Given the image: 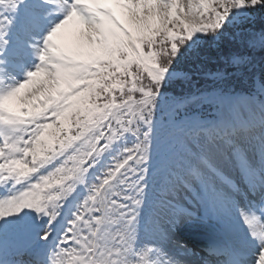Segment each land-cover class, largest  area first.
Wrapping results in <instances>:
<instances>
[{
  "label": "snow or ice",
  "instance_id": "6c2138e0",
  "mask_svg": "<svg viewBox=\"0 0 264 264\" xmlns=\"http://www.w3.org/2000/svg\"><path fill=\"white\" fill-rule=\"evenodd\" d=\"M257 14L264 0H0V238L30 237L29 264H264V74L232 86L264 50ZM197 74L211 86L168 95Z\"/></svg>",
  "mask_w": 264,
  "mask_h": 264
},
{
  "label": "trees",
  "instance_id": "16d2710c",
  "mask_svg": "<svg viewBox=\"0 0 264 264\" xmlns=\"http://www.w3.org/2000/svg\"><path fill=\"white\" fill-rule=\"evenodd\" d=\"M261 21L264 22V15L257 14L251 19L250 22L246 24V27L250 30L259 31L260 29L264 28L259 26ZM235 50H239L242 52L244 51L243 49H235ZM258 50H255L250 53H246L251 59L252 63L251 65H249L247 69V74L243 77L242 80L237 78L232 81V86L237 88L238 90L248 85L253 77L259 79V77L262 74H264V50H259V51ZM211 55L213 56V58L209 63H207L206 65L207 70H214L218 66V61L215 59L214 54ZM256 62H258V64L255 65ZM210 84L211 82L207 78L197 74L192 77L190 83L181 82L176 84L173 88L169 90L168 95L181 96L189 92H193V93L196 91L199 92L200 90L209 88ZM182 111L184 112L183 108L180 109V112ZM207 111L208 110L204 112L207 113ZM178 114H176V118H179Z\"/></svg>",
  "mask_w": 264,
  "mask_h": 264
},
{
  "label": "bare ground",
  "instance_id": "6f19581e",
  "mask_svg": "<svg viewBox=\"0 0 264 264\" xmlns=\"http://www.w3.org/2000/svg\"><path fill=\"white\" fill-rule=\"evenodd\" d=\"M178 130H179V126H178V128H177ZM179 234L180 235H184V238H186V237H190V236H192V235H195L196 237H205L203 234H201V233H198V232H195V231H192L191 229H186V228H184V227H181V229H179ZM13 236L15 237V239H16V242H17V249H18V251L20 250V249H23L22 247H24V246H28L29 248H28V250H30V249H35V248H33L32 247V244L30 243V244H28L27 242H25L24 241V239H23V235L22 234H13ZM6 238V237H5ZM5 238H0V244L1 243H3L4 242V239Z\"/></svg>",
  "mask_w": 264,
  "mask_h": 264
},
{
  "label": "rangeland",
  "instance_id": "374dc122",
  "mask_svg": "<svg viewBox=\"0 0 264 264\" xmlns=\"http://www.w3.org/2000/svg\"><path fill=\"white\" fill-rule=\"evenodd\" d=\"M259 26L260 27H264V22H260V24H259ZM258 50V49H257ZM259 51V50H258ZM261 60V59H260ZM259 62V61H258ZM258 62H256L255 63V65L256 64H258ZM254 65V66H255ZM253 68V67H252ZM210 86H211V84H210ZM178 128V123H177V127H176V130H178L177 129ZM175 131V130H174ZM175 138L172 140V142H174V143H176V145L180 148V152H181V138H180V133H175ZM171 154H172V156L174 157V158H179V156H180V153L179 154H174L173 152H171ZM26 239L28 238V239H30V237H28V236H26V235H23ZM31 240V239H30Z\"/></svg>",
  "mask_w": 264,
  "mask_h": 264
}]
</instances>
